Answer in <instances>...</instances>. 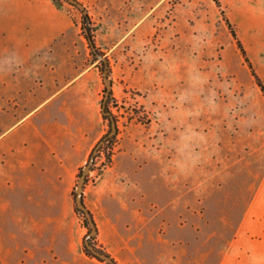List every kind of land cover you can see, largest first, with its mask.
<instances>
[{
	"label": "rangeland",
	"instance_id": "rangeland-1",
	"mask_svg": "<svg viewBox=\"0 0 264 264\" xmlns=\"http://www.w3.org/2000/svg\"><path fill=\"white\" fill-rule=\"evenodd\" d=\"M222 10L264 83V0H0V264H104L92 236L120 264H225L264 171V95ZM103 86L120 133L98 170Z\"/></svg>",
	"mask_w": 264,
	"mask_h": 264
},
{
	"label": "trees",
	"instance_id": "trees-1",
	"mask_svg": "<svg viewBox=\"0 0 264 264\" xmlns=\"http://www.w3.org/2000/svg\"><path fill=\"white\" fill-rule=\"evenodd\" d=\"M215 2L219 5V0H215ZM222 16L225 18L223 10L221 11ZM84 19V24L85 27L82 28V31L88 40V44L90 48L96 49V44H95V39H94V22L89 14H85L83 16ZM226 23L228 24V27L230 29V33L233 36V38L236 40V44L238 48L241 51V54L243 56L244 61L248 65V68L250 69V72L252 76L255 79L256 84L260 88L261 92L264 95V83L262 82L260 76L255 72L253 65L251 61L249 60L248 56L246 55V50L241 42V40L237 37V33L232 27L230 21L225 18ZM101 101H100V106H101V116L103 121L107 122V128L103 132V134L98 138L97 142L95 143L94 147L92 148L89 156L87 163L91 160V163H96L93 162V159L95 158L98 162V165L96 166V169L100 170L104 166L108 165L111 160L112 156L114 154L115 146L118 142L119 139V133H120V126L118 123V115L115 114L112 110L113 103L117 102V98L113 94L111 89H108L106 86H103L101 90ZM137 119L139 121H143L144 118L140 114H137ZM84 164L79 167L78 171V176L81 175L82 171L84 170L85 166L87 165ZM95 168H90V171L94 170ZM80 203L83 206V200L80 199ZM75 211L80 214H83L84 216L82 217V224L84 227H86L87 232H91L92 230H97L96 222L94 220V217L90 210L86 209V214L82 210H80L79 206L75 205ZM92 239V242L91 240ZM95 236L89 237V238H84L82 241V249L87 255H91L96 257L98 260L104 262V264H120L119 261L107 250H105L100 244H97L95 242ZM90 243L91 246H90ZM90 247L95 248L97 251V254H93L90 250ZM107 259V260H105Z\"/></svg>",
	"mask_w": 264,
	"mask_h": 264
},
{
	"label": "crops",
	"instance_id": "crops-1",
	"mask_svg": "<svg viewBox=\"0 0 264 264\" xmlns=\"http://www.w3.org/2000/svg\"><path fill=\"white\" fill-rule=\"evenodd\" d=\"M4 3L5 1L1 2V4ZM52 40L53 36L49 35L45 42L50 43ZM28 43L27 54H33L42 47L39 40H30ZM18 63L21 65V60ZM0 84H9L4 78L3 68H0ZM12 99L14 105L17 104L16 99ZM23 123L26 121L18 120L2 134V139L8 137ZM225 264H264V171L250 196L249 204L242 214L241 223L237 226L235 235L226 245Z\"/></svg>",
	"mask_w": 264,
	"mask_h": 264
}]
</instances>
